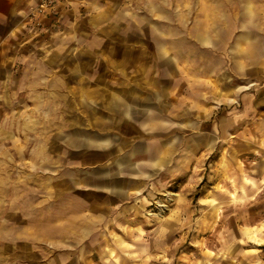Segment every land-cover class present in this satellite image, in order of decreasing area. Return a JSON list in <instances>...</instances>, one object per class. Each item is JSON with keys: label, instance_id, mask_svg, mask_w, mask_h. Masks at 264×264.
<instances>
[{"label": "crops", "instance_id": "1", "mask_svg": "<svg viewBox=\"0 0 264 264\" xmlns=\"http://www.w3.org/2000/svg\"><path fill=\"white\" fill-rule=\"evenodd\" d=\"M38 2L0 0V264L150 263L177 219L145 211L182 176L264 194V0H64L31 17ZM82 111L126 128L70 119ZM54 114L67 149L74 134L81 149L82 133L125 132L103 160L77 162L87 201L71 230L67 181L49 178L44 227L16 168L22 135ZM191 192H173L177 213Z\"/></svg>", "mask_w": 264, "mask_h": 264}, {"label": "rangeland", "instance_id": "2", "mask_svg": "<svg viewBox=\"0 0 264 264\" xmlns=\"http://www.w3.org/2000/svg\"><path fill=\"white\" fill-rule=\"evenodd\" d=\"M86 88L88 86L80 84L69 86L71 92L77 89H82L83 92ZM101 91L109 93L110 86L104 85ZM59 103L65 104L66 111L68 107L72 108L78 104L75 100L67 99ZM88 103L91 102L87 101V111L88 108L94 107L93 103L90 106ZM87 111H82L79 116L71 115L70 119L76 120L79 124H85L81 126L87 125L89 129L93 128V123L102 129H109L111 125L118 129L126 128L121 123L123 118L119 116H103L99 119L98 116L89 114ZM101 112L104 111L101 110ZM58 114L61 115L59 112ZM59 115L39 117L37 131L32 126V132L22 135L21 148L15 150L16 156L21 159L19 163H16V168L18 172H21L22 188L31 187L36 194L38 216L43 221L44 227L46 211L51 210L53 205L47 197L49 178L54 174L59 177V180L63 177L67 181L70 192L66 197L68 207L64 215L67 217V226L71 230L76 228L73 224L78 223L85 206L84 200L87 201V198L84 199L76 188L75 181L80 169L83 168V165H77V162H87L88 168L91 161L103 160L110 153V144L120 142L125 132L82 133L80 138L84 142L82 145L85 146L81 149H77L80 144L76 140L79 134H74L70 137V149H67L61 143L62 133L52 130L51 122L62 119ZM99 120L101 123H98ZM12 155L13 153L8 157ZM98 167L104 169L105 166ZM185 186L192 190L190 207L179 214L173 208V192ZM221 192L227 191L219 181L205 177L202 180L190 182L182 176L173 179L164 192L153 196L152 203L144 215L155 219L166 218L170 221L176 218L177 227L171 229L163 250L155 260L150 263L139 262V264H264V194L245 197L237 195L235 190L232 194L227 192L228 195L222 197ZM53 210L55 211L53 215H60V212H56V210L59 211L57 204H54ZM45 235L46 233L42 230L38 238L44 239ZM117 262L121 263L119 259Z\"/></svg>", "mask_w": 264, "mask_h": 264}, {"label": "built area", "instance_id": "3", "mask_svg": "<svg viewBox=\"0 0 264 264\" xmlns=\"http://www.w3.org/2000/svg\"><path fill=\"white\" fill-rule=\"evenodd\" d=\"M63 2L64 0H39L31 17H38L46 14L47 12L55 11L56 7Z\"/></svg>", "mask_w": 264, "mask_h": 264}]
</instances>
